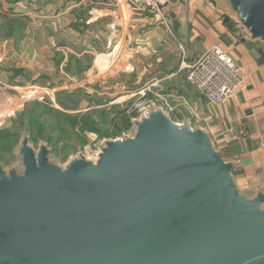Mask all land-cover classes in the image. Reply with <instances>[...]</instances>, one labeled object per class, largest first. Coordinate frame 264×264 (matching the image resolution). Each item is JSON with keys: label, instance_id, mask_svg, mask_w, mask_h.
<instances>
[{"label": "water", "instance_id": "water-1", "mask_svg": "<svg viewBox=\"0 0 264 264\" xmlns=\"http://www.w3.org/2000/svg\"><path fill=\"white\" fill-rule=\"evenodd\" d=\"M216 1L264 43V0ZM133 126L64 167L19 141L0 164V264H264V191L238 190L208 132L160 107Z\"/></svg>", "mask_w": 264, "mask_h": 264}, {"label": "crops", "instance_id": "crops-1", "mask_svg": "<svg viewBox=\"0 0 264 264\" xmlns=\"http://www.w3.org/2000/svg\"><path fill=\"white\" fill-rule=\"evenodd\" d=\"M7 1L8 16L31 18L30 12L38 10L39 30H51L41 38L39 65L45 66L50 60L47 56L54 53L53 65L61 79L62 74L72 75L74 63L80 67L88 56L89 64L85 62L81 68L85 76L94 72L96 59L105 60L100 64L104 69L115 56L114 63L122 62L124 56L126 68L119 69V75L128 72L134 76L132 91L158 78V92L173 105L171 111H165L176 122H188L208 132L215 149L233 163L232 176L238 190L246 197H253L259 189L264 191V43L251 40L216 0H186L184 9L178 0H163L164 19L147 11H134L123 0ZM20 41L12 37L6 49L0 45V77L7 76L8 82L30 72L22 70L20 63L30 59V52L15 50ZM214 46L234 59L242 73L237 91L220 105L209 104L178 72L181 60L190 62L197 53ZM179 47L184 50L183 58ZM109 56L112 61L107 60ZM178 107H189L195 114L180 117L175 110Z\"/></svg>", "mask_w": 264, "mask_h": 264}, {"label": "rangeland", "instance_id": "rangeland-1", "mask_svg": "<svg viewBox=\"0 0 264 264\" xmlns=\"http://www.w3.org/2000/svg\"><path fill=\"white\" fill-rule=\"evenodd\" d=\"M29 2L37 3L36 0ZM226 2L228 5L233 4L237 9L239 4L241 8H248L246 0ZM8 5L10 3L7 0L0 1V45L6 49V46H10L12 37L20 41L27 35L24 43L20 41L15 45V50L26 54L30 52L31 57L28 61H20L22 66L26 67H22V70L30 71L28 75L22 73L24 77H18L10 82L7 81V76L0 77V164L7 168L19 163L15 151L19 141L26 136H30L29 143L32 146L39 140L46 144L52 163L64 167L72 157L79 154L94 157L99 147L109 139L132 132L134 129L132 115L136 116L137 106L142 100L141 95L137 93L141 87L132 91L134 76L128 72L119 75V69L126 68L124 56L121 57L122 62L116 63L114 61L118 55L114 61L109 56L107 60L111 59L112 62L104 69H101L100 64L105 60L101 62L100 59H96L94 72L85 76L81 68L86 63L89 64L88 56L82 59V66L74 63L72 75L62 74L60 79V74L53 65L54 53L50 57L47 56L50 60L45 66L43 63L40 65L37 63L41 60L37 55L38 48L42 46L41 38L45 33H51L49 29L39 30L41 27L38 26L40 15L38 10L30 12L31 18L28 16L12 18L5 12L8 11L6 10ZM222 9L224 10L223 7ZM39 33L41 36L38 38ZM66 39L68 38L64 40ZM13 46L11 45V48ZM110 51L111 49L108 52ZM123 87L125 89H122ZM120 90L130 91L118 93ZM172 106L168 101L165 103L168 111L172 110ZM49 108L59 112L51 111ZM175 110L180 117L181 114L186 117L195 114L189 107L183 109L178 107ZM124 115L129 119L133 117L127 127ZM91 121H95V126Z\"/></svg>", "mask_w": 264, "mask_h": 264}, {"label": "built area", "instance_id": "built-area-1", "mask_svg": "<svg viewBox=\"0 0 264 264\" xmlns=\"http://www.w3.org/2000/svg\"><path fill=\"white\" fill-rule=\"evenodd\" d=\"M123 1L130 5L134 11H147L163 18V0ZM179 50L183 58L184 50L182 47H179ZM178 72L183 73L189 85L212 105L225 103L237 91L242 81L241 68L238 63L216 46L197 53L190 62L181 60L178 65ZM159 87L160 80L154 77L137 91L141 95L142 100L137 106L134 118L145 115L149 109L157 107L159 104L163 110L168 111L165 107V97L158 92Z\"/></svg>", "mask_w": 264, "mask_h": 264}, {"label": "trees", "instance_id": "trees-1", "mask_svg": "<svg viewBox=\"0 0 264 264\" xmlns=\"http://www.w3.org/2000/svg\"><path fill=\"white\" fill-rule=\"evenodd\" d=\"M51 111H55V112H59V111H57V110H55V109H53V108H49ZM135 114H133L132 116L133 117H135L134 116ZM133 117H131V119L133 118ZM131 119H129V117L128 116H125L124 115V123H126V125H125V127H127L128 125H129V123L131 122ZM95 121H91V124L93 125V126H95ZM73 124V123H72ZM80 125V124H79ZM81 126V125H80ZM30 139V136L28 137V140ZM31 142V141H30ZM41 141L39 140L38 142H37V144H33V146L35 147V146H38L39 145V143H40Z\"/></svg>", "mask_w": 264, "mask_h": 264}]
</instances>
